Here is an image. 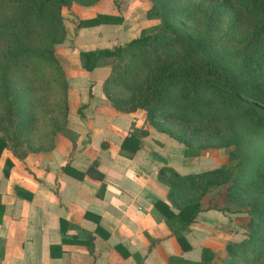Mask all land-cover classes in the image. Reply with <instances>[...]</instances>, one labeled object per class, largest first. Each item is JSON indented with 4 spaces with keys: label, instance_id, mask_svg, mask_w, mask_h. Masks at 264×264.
Segmentation results:
<instances>
[{
    "label": "trees",
    "instance_id": "1",
    "mask_svg": "<svg viewBox=\"0 0 264 264\" xmlns=\"http://www.w3.org/2000/svg\"><path fill=\"white\" fill-rule=\"evenodd\" d=\"M73 1L78 0H0V155L6 150L22 159L28 152L50 149L57 133L74 141L75 132L66 125L67 82L54 52V43L64 34L62 9ZM211 1H215L212 12L208 11L210 0H151L145 16L158 19L152 31L141 28L137 36L122 44L79 50L77 54L78 63L85 70L99 64L109 66L102 92L116 111L142 109L146 121L181 142L186 154L191 146L189 139L155 118H185L184 112L168 107V92L174 86H178L180 97L191 109L211 106L212 100L217 101L219 109H226L231 119L244 126V135L249 131L264 132V79H260L264 77V0ZM195 12L205 14L207 24L203 31L181 32L171 22L172 18L186 22ZM120 21V16L96 12L77 25ZM157 43L176 50L158 53L140 81L128 87L126 96L111 91L109 85L119 83L117 72L124 70L122 64L133 58L144 61L146 52L152 51ZM202 94L211 98L205 99ZM205 120L203 126L192 127L190 133L198 135L204 130L216 133L213 121ZM145 133L143 125L132 126L121 140L120 152L131 157L140 145L139 137ZM240 142L241 139H236L227 153L228 160H235L234 168L224 164L187 174L169 166L158 169V176L168 186L171 205L156 200L154 206L182 249L190 247L184 231L200 210L201 198L210 186L227 184L229 196L240 194L242 170L247 165L252 168L251 157L240 152ZM262 147L264 150V143ZM261 162L263 168L257 171V176L264 196V158ZM95 163L92 160L85 172L76 171V177L87 173L101 180ZM10 165L11 160L5 157L4 176ZM196 188L199 190L194 195H184L186 189ZM1 210L0 204V213ZM246 212L249 219L245 236L225 241L224 262L215 263L213 251L202 246L198 260L182 264H264V200L249 203Z\"/></svg>",
    "mask_w": 264,
    "mask_h": 264
},
{
    "label": "crops",
    "instance_id": "2",
    "mask_svg": "<svg viewBox=\"0 0 264 264\" xmlns=\"http://www.w3.org/2000/svg\"><path fill=\"white\" fill-rule=\"evenodd\" d=\"M91 6L93 15H113V2L106 8L111 13L96 3ZM119 16L111 28L102 25L108 22L77 27L70 48L63 46L68 57L62 64L66 125L75 132L74 141L57 133L50 149L28 152L22 159L6 150L0 155V264H182L198 260L200 248L207 246L202 240L194 243L189 232L198 220L205 222L203 213L218 208L204 205L201 198L200 210L184 231L190 247L182 249L154 206L156 200L171 205L168 186L157 171L161 166L180 174L207 170L213 167L197 170L193 165L199 156L214 160L218 153L206 149L187 155L181 142L146 121L142 109L116 111L102 92L109 66L85 70L78 63L79 50L111 47L139 34L136 21ZM141 125L146 133L139 137V147L131 157L123 155L122 138ZM5 157L11 160L6 176ZM92 160L101 180L87 173L76 177Z\"/></svg>",
    "mask_w": 264,
    "mask_h": 264
},
{
    "label": "rangeland",
    "instance_id": "3",
    "mask_svg": "<svg viewBox=\"0 0 264 264\" xmlns=\"http://www.w3.org/2000/svg\"><path fill=\"white\" fill-rule=\"evenodd\" d=\"M83 1L85 0L73 1L69 7L63 8L61 12L64 34L60 40L54 43V52L58 57L62 68V64L68 62V57L62 50L63 46L70 48L68 47V41L70 40V35H72L71 33L74 29L80 27L77 25V22L93 16V8L91 5L94 3H96L98 9H102L101 11L111 13V11H108L109 9L106 8H108V6L111 5V2H113L111 8L114 12H112V14L117 16L122 15L126 22L136 21L137 26H140V29L148 28V31H152V27L158 23V19H148L145 16V10L151 4V0H93L89 4H85ZM209 3L210 6L208 7V11L212 12L215 1L212 2L210 0ZM204 16V13L195 12V14L186 22L173 18L171 22L181 32H188L190 29L203 31L204 26L207 24ZM114 23L116 22L110 24L98 23L93 25L102 24L106 28H111L114 27ZM86 26L90 27L91 25ZM65 39L68 40L64 44ZM175 50L176 47H167L163 46L161 43H157L154 45L152 51L146 52V58L144 61L139 60V58H133L129 63H123L122 69L124 70L117 72L119 83L117 85H109L111 91L126 96L128 94V87L140 81L148 66L152 65L155 56L158 53ZM63 73L65 76L64 68ZM260 79H264L263 75ZM201 97H205V99L211 98L207 94H202ZM168 100L169 109L175 110L178 113L184 112L185 118L175 119L165 118L163 116H156L155 118L172 131L180 133L184 138L189 139L191 146L188 148L187 155L190 154L193 156L196 154H202L206 149H209V152L213 151L214 153H218V155H216L217 158L215 157L214 160H208L199 156L197 159L198 162L193 165L198 168L197 170L224 164L228 167L234 168L235 160H228L227 153L234 147V141L236 139H241V142L238 143L240 152L243 155L251 157L250 164L252 165V168L247 165L240 175V194L237 197L229 196L227 194V184L210 186L209 190L202 198L203 204L225 207L226 210L216 209L217 211L214 212L203 213L205 216L208 215L206 216L205 222L203 223L198 220L197 226L194 227L195 229L189 232L190 238H192L194 243L202 240L205 245L213 250L214 260L217 263H222L226 259V252L224 250L225 241L228 239L238 240L245 236L249 219V215L246 211L249 203L264 200V196L260 190L261 181L257 176V171H260L263 168L261 160L264 158V150L262 147L264 143V132L258 133L249 131L250 134L247 133L244 135V126L238 122L237 119H231L229 112L226 109H219L217 101L212 100L211 106H201L197 110L191 109L189 105L186 104V100L180 97L178 86H174L169 90ZM262 109L264 108L262 107ZM45 117H49V114H45ZM208 118L213 121L214 125H216V133H209L205 130L198 135L190 133L192 127L198 125L203 126L204 122L207 121L205 119ZM225 141L226 144H221V142ZM175 162L178 164L177 161ZM198 190L199 189L197 188L193 190L186 189L184 195L186 197L194 195ZM212 220L214 222H212ZM209 225H213L215 230H211ZM217 226H219V228ZM223 227L226 228L225 232L221 230ZM192 251L196 252V249L193 248Z\"/></svg>",
    "mask_w": 264,
    "mask_h": 264
}]
</instances>
